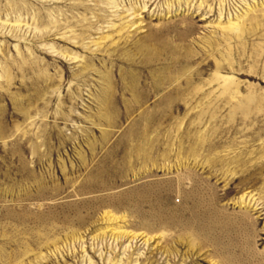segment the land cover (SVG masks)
Here are the masks:
<instances>
[{
	"label": "rangeland",
	"instance_id": "374dc122",
	"mask_svg": "<svg viewBox=\"0 0 264 264\" xmlns=\"http://www.w3.org/2000/svg\"><path fill=\"white\" fill-rule=\"evenodd\" d=\"M0 264H264V0H0Z\"/></svg>",
	"mask_w": 264,
	"mask_h": 264
}]
</instances>
